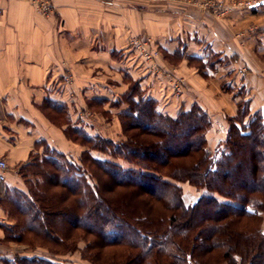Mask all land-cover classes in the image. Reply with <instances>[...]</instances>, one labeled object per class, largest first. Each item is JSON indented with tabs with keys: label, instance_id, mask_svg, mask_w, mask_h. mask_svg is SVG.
<instances>
[{
	"label": "trees",
	"instance_id": "16d2710c",
	"mask_svg": "<svg viewBox=\"0 0 264 264\" xmlns=\"http://www.w3.org/2000/svg\"><path fill=\"white\" fill-rule=\"evenodd\" d=\"M134 87L122 117L126 132H138L114 142L69 124L65 135L88 147L81 164L48 147L22 166L28 192H7L16 223L5 228L4 239L30 245L37 240L43 246L47 240L71 249L76 247L75 242L68 246L72 232L84 229L97 238L89 245L99 248L90 257L94 264H264L263 112L250 115L249 100H241L225 140L212 152L207 139L212 120L200 105L175 116L164 114L156 99L139 90L135 94ZM95 150L123 157L138 169L96 157ZM30 173L35 180L28 178ZM88 173L99 184H90ZM40 176L48 182L45 178L41 184ZM173 180L188 182L201 194L186 205ZM52 187L60 190L52 193ZM159 203L162 213L156 212ZM108 246H123V256L102 262L100 250ZM0 259L5 264H59L38 256Z\"/></svg>",
	"mask_w": 264,
	"mask_h": 264
},
{
	"label": "crops",
	"instance_id": "0c3cea01",
	"mask_svg": "<svg viewBox=\"0 0 264 264\" xmlns=\"http://www.w3.org/2000/svg\"><path fill=\"white\" fill-rule=\"evenodd\" d=\"M52 1L53 13L44 16L27 0H0V158L8 164L0 168L3 240L16 223L7 192H28L22 166L44 155L45 146L75 151L64 130L81 124L82 110L119 100L133 80L144 91V68L136 78L125 61L133 35L151 36L166 69L185 77V97L167 110L179 113L198 102L233 116L240 100L229 85L245 88L252 111L264 107V0L222 16L205 0ZM55 103L63 104L67 121Z\"/></svg>",
	"mask_w": 264,
	"mask_h": 264
},
{
	"label": "rangeland",
	"instance_id": "374dc122",
	"mask_svg": "<svg viewBox=\"0 0 264 264\" xmlns=\"http://www.w3.org/2000/svg\"><path fill=\"white\" fill-rule=\"evenodd\" d=\"M217 3H219V6L222 7V12L220 11L219 13H214V15L216 16H222L225 15L227 11H229L231 8H252L254 7L258 2L257 0H233L230 1L228 3H226V1L224 2V0H216ZM249 2H254V4L252 6H249ZM213 2L212 0H205L203 2L204 5H211ZM225 7V9L223 8ZM227 7V8H226ZM212 8V7H211ZM156 44V43H155ZM158 45V44H157ZM159 48V46H158ZM160 51V48H159ZM161 51H160V55L158 57V60L160 61V63L162 64L163 68H164V72L160 75L157 74H152V73H147L146 70H144L145 68L143 66L140 67H136V62H134L132 59V54H128V56H125V61L127 60V62L130 64V67L132 68L133 73H135L136 78L138 75H140L137 71L139 69H143L141 71L142 76L140 77V80L143 81V89L144 91H148L147 92V97H153V99H156L157 101V108L160 112L164 113V114H169L172 116L177 115L178 113H174V111H170L167 110L166 107L169 106L170 104H175L176 106L179 105V102H182L183 98L186 95V87H185V77L183 75H181L180 73H176V71L172 70H167L166 67L163 64V59H161ZM171 74H175L177 76H181L184 78V91L182 93L181 96H176L174 94V92L172 91L170 82H169V77ZM133 75V76H135ZM264 76V75H262ZM264 79V78H263ZM138 81V80H137ZM136 81V82H137ZM139 82V81H138ZM137 82V83H138ZM140 83V82H139ZM227 84H225L226 87ZM131 86L133 88L134 87V93L136 94L137 91L139 90V84L137 86V84H135V81L133 80L131 82ZM230 87H232L233 92L237 97L238 100H249L248 99V94L245 91V88L237 86L234 87L232 85H229ZM152 87V90H151ZM138 88V89H137ZM131 89V88H130ZM129 89V90H130ZM228 89V88H227ZM128 90V92H129ZM142 90H139V92H144ZM127 92V93H128ZM246 92V93H245ZM127 93L123 94L119 100H115V101H109V102H105V106L102 103H95L94 104V109H87V113L84 112V110H82L79 114H78V119L80 120L79 124L80 126L84 127V122L81 121V118H87L86 120H88V122L90 124H87L86 126L90 129L88 132L94 136L99 135L102 136L105 139H109L112 140L114 142H120L123 140L127 139V134H131V133H136L138 132L137 130H128L126 132L125 127L123 125V117L122 115H124V111L129 107V102H127ZM213 95V94H212ZM241 95V98H240ZM215 96V95H213ZM139 97V96H138ZM195 100H197V95L194 94ZM182 99V100H181ZM239 101V102H240ZM238 102V103H239ZM178 103V105H177ZM195 104H198V102H194ZM199 105V104H198ZM204 109V108H203ZM94 110V111H93ZM210 116L211 120H212V126L209 128L208 132H207V139H208V148L210 151L214 152L215 148L217 147V145L219 143H221L222 141L225 140L227 134H228V130L230 128V123H229V119L233 116L230 115H224V113L222 111H219L217 108L216 109H212V111H209L208 109H204ZM238 110V109H237ZM256 111H261L264 114V107L261 109H256V110H251L250 115L255 113ZM212 112V113H211ZM66 112L65 110H60L59 113V119L60 121L64 122L67 121V116H66ZM250 115H247L245 118V122H248L249 117H251ZM90 126L92 128H90ZM67 129L70 130L71 127L70 125L67 126ZM87 129V128H85ZM67 136V135H66ZM146 136H141V138H145ZM71 142L73 143V146L75 147V151H73L74 149H71L70 151L65 152V155L67 156V158L71 161H75L77 162L76 164H81L82 162L80 161L81 159V154L86 151L88 149V147L80 142L71 140ZM45 152H47L49 150L48 146H45ZM70 152V153H68ZM94 156L99 157L101 159H107L111 162L120 164L121 166L125 167V168H136L138 169L136 166H133L131 162H129L128 160H126L123 157H119L117 155H113L107 151H102V150H95L94 151ZM66 159V161L68 160ZM94 170L95 167L93 166L92 168V173L94 174ZM91 174V173H90ZM88 173V181L90 182V184H99V179L95 177H92V174L90 175ZM33 173H30L28 178L34 179L36 176H33ZM87 176V175H86ZM91 176V177H90ZM27 177H25V180H27L29 182V179ZM41 181L40 183L42 184L43 181L48 180V177H41ZM46 178V179H45ZM45 179V180H44ZM173 182H176L173 180ZM179 186H181L182 191H183V199H184V203L186 205H190L193 202L196 201V199L199 197V195L201 194V191L198 190L194 185L189 184L188 182H176ZM30 185V190H31V185L33 186V184L28 183V186ZM52 185V184H50ZM60 190L59 187H52L51 188V192H58ZM121 189H118L117 192H119ZM35 191V190H34ZM117 192H115L114 194H116ZM121 192H119L120 194ZM118 195V194H116ZM143 197H138V200H143ZM223 200V198H221ZM156 210L159 208V211H156L157 213H162L164 212V208L162 207V205L159 203L156 206ZM260 214L262 215V227L264 228V210L260 212ZM34 235L30 234L27 241L31 242L34 238ZM3 239H0V244L1 246L4 245H9L12 248H0V254L2 255H6L8 256L9 259H17L19 257L22 256H38V257H43L53 263H59V264H94L90 257L94 256L95 253H97L99 251L98 247H95L93 245H90V242L95 241L97 243V238L95 237L94 234L88 233L86 232V230L84 229H76L72 232V236L70 237V239L68 240V246L73 242H75L76 247L75 248H62L61 246L52 244V243H48L46 240V246L40 245L41 243L38 242L37 240L34 241V243L32 245H30L27 242H17V241H13L12 242H7L5 241L3 243ZM6 243V244H5ZM48 244V245H47ZM97 245V244H96ZM7 247V246H6ZM90 247V248H89ZM125 250V248H123V246H108V247H104L102 250H100V252L102 253V262L105 261H109V260H113L114 259H119L121 256H123V251ZM215 257V256H213ZM211 261H214V258L211 259ZM193 262H196L195 259H193ZM4 263V262H3ZM5 264V263H4ZM222 264H233V263H228V262H223Z\"/></svg>",
	"mask_w": 264,
	"mask_h": 264
},
{
	"label": "built area",
	"instance_id": "2783aa9c",
	"mask_svg": "<svg viewBox=\"0 0 264 264\" xmlns=\"http://www.w3.org/2000/svg\"><path fill=\"white\" fill-rule=\"evenodd\" d=\"M35 6V8L44 16H49L54 11V4L52 0H27ZM114 1V0H109ZM212 4L209 5L213 8L215 13L222 12V7L219 6L216 0H212ZM254 2H249V6H252ZM207 5V4H206ZM208 6V5H207ZM225 9V7H223ZM227 8V7H226ZM132 54L133 61L136 62V67L143 66L147 73L160 75L164 72V68L158 57L160 51L158 45L155 44L154 39L149 35H133L129 39L128 50L126 56ZM68 82L72 81V76H66ZM169 82L172 91L176 96H181L184 91V78L171 74ZM0 168L5 170L8 168V164L5 159L0 158ZM1 247V244H0Z\"/></svg>",
	"mask_w": 264,
	"mask_h": 264
}]
</instances>
